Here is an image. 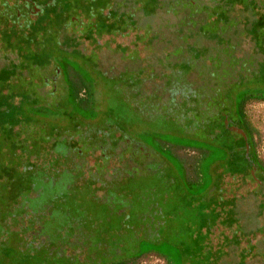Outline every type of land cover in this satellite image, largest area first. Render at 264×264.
<instances>
[{"label":"rangeland","instance_id":"1","mask_svg":"<svg viewBox=\"0 0 264 264\" xmlns=\"http://www.w3.org/2000/svg\"><path fill=\"white\" fill-rule=\"evenodd\" d=\"M1 70L0 264H38V246L45 264H97L52 236L65 221L40 204L119 203L122 189L131 202L112 205L123 228L108 236L153 239L132 264H264L250 133L226 120L210 144L195 138L215 118L208 97L247 86L264 162V0H0ZM51 177L61 187L46 195Z\"/></svg>","mask_w":264,"mask_h":264},{"label":"trees","instance_id":"2","mask_svg":"<svg viewBox=\"0 0 264 264\" xmlns=\"http://www.w3.org/2000/svg\"><path fill=\"white\" fill-rule=\"evenodd\" d=\"M4 70L0 71V74H3ZM225 80V79H224ZM1 82H5L7 81V78L4 79V81L1 79ZM226 84L230 83L227 80L224 81ZM233 83H236V81H233ZM4 84V83H2ZM241 84L239 86V88H236L234 92H227V93H223L221 90H217V92L215 94H212L210 97H208L207 102L210 105V108H214L215 109V118L214 119H202L200 120L201 122V126L202 124L204 125L202 127V129L205 127V131H200L201 134L198 135L195 138H201L202 140H206L207 143H211V138L208 134V127L214 131L217 132L218 131V125L220 124L222 126V128L225 131H231L230 129H228L225 125V121H230L236 124L238 130H241L242 134L247 137V134L250 133L252 139H251V143H248V152L246 155H248L249 157V153L251 152V154H253L254 159L250 158V165L249 167H253L255 168L257 171H264V162L262 160H260L258 158V154H257V150H256V141L254 139V126L253 124L250 122V120L248 119L247 115H246V106L247 104L252 100V94L251 92H249L250 90L247 89V86H245L244 88L241 89ZM26 88V87H25ZM20 92H22L23 89H19ZM39 90V89H37ZM253 101V100H252ZM132 114V113H131ZM132 116H134V114H132ZM135 118V116L133 117ZM225 119V120H224ZM222 131V129L220 130ZM224 131V132H225ZM228 134V133H227ZM224 137L225 140H229V135H227ZM232 136H234L235 139H233V145L236 146L237 151L243 153L246 150V146L243 143V141L241 139H239L238 136H235L236 134H230ZM249 141V140H248ZM231 141L227 142L226 147L232 145ZM48 182H51L50 184L47 185V187L44 188L46 195L47 194H53L56 191L59 193V189L61 187V185L58 183H54V177H51V179H47ZM56 185V187L54 188V186ZM42 192L44 193L43 189ZM132 190L130 189H122V191L119 190V194L118 197L119 199H121V201L119 202L120 205H123V201H130L131 202V196H132ZM45 195V194H44ZM44 195H42V200L44 199ZM86 195V194H84ZM88 195V194H87ZM127 196V198H122L124 196ZM81 196V195H80ZM89 200V196H85ZM117 196H114V199L116 198V200H118ZM52 198V197H51ZM50 198V199H51ZM112 197L108 198V201H105L104 203L101 204H96L94 202H89V204L84 205L85 203L83 202H78V199L75 201V203H67L66 205H68L70 207V211H66L64 210V206L62 209H60V206H56V204H53L51 202L50 199L46 198V201H42L40 204V210L44 211V213L50 217V222L55 223L57 221H65V224H63L62 226H60L57 230H55V232H50L52 234V236H57L58 235V240H63L64 243H69L71 244L72 241L74 240L75 243L77 245H79V247H84L87 249V251L92 250L93 253H88V255L92 254L93 257H91V255L89 257H87L88 261H92L95 260L94 255L97 253L99 255H101L100 257H105L104 259H98L96 262L97 264H132L133 261L137 260L139 257L149 253V252H153V250H151V244H148V241H152L153 239H147V238H141L139 240H133L134 237L128 238V241L132 243V247H124L122 248L124 245L122 240L119 239V237L117 236H108V234L113 233V231L115 229L116 230V234L120 232V229L123 228L121 227L119 221L116 222L118 220V217H121L122 215L119 214V211H114L115 209H113L114 205L119 204L118 202H114L111 200ZM81 199V198H80ZM128 199V200H127ZM92 200V198H91ZM83 201V200H82ZM90 201V200H89ZM52 203L53 206L50 204ZM55 205V206H54ZM113 205V206H112ZM86 208V212L85 210L83 211V208ZM87 209L89 211H87ZM93 209V211H92ZM120 209V208H117ZM146 209H149V205L146 207ZM49 211V212H47ZM68 212L70 214H68ZM90 213L89 217L87 219L83 218V216L86 213ZM137 212V211H136ZM116 213V214H115ZM114 214V217L112 218V215ZM136 216V215H135ZM139 216H142L141 214ZM130 218V216H129ZM49 219V218H48ZM140 219V217H138V220ZM144 220V218H143ZM40 222V220H39ZM46 221L41 220V225H39V230H43V226L45 225ZM119 223V224H118ZM67 224L70 226H67ZM74 224V225H72ZM118 225L119 228L116 226ZM72 226H74L75 228H73ZM64 227V228H63ZM72 227V228H71ZM73 229V230H70ZM95 230V231H94ZM41 233V232H40ZM50 236V235H48ZM51 237V236H50ZM170 237V236H169ZM52 238V237H51ZM91 238H94L93 240ZM108 239L109 241L107 243L105 242V240ZM104 240V241H103ZM57 242V241H56ZM166 245L165 243H161L158 245V247L160 246H164ZM106 247L108 246L109 250L111 249V251L109 252H101L99 247ZM120 246L121 251L118 252V248ZM92 248V249H91ZM98 248V249H97ZM37 249V254H36V261H38V264H45V260H43V258L45 259V257L43 256V253L41 252V248L36 247ZM103 251V249H101ZM35 252V253H36ZM157 254V253H156ZM159 255V254H157ZM161 256V255H160ZM164 257V256H163ZM166 258V257H165ZM76 259L79 260V257H77ZM75 260V259H74ZM73 260V261H74ZM77 262V261H75ZM82 262V260H79V263ZM74 263V262H72ZM71 263V264H72ZM62 264H67V263H62ZM69 264V263H68Z\"/></svg>","mask_w":264,"mask_h":264},{"label":"flooded vegetation","instance_id":"3","mask_svg":"<svg viewBox=\"0 0 264 264\" xmlns=\"http://www.w3.org/2000/svg\"><path fill=\"white\" fill-rule=\"evenodd\" d=\"M31 5V3H29V4H27V6H30ZM19 9L21 8V7H18ZM22 9H24V8H22ZM225 120V119H224ZM228 126L230 127V125L228 124ZM231 130V129H230ZM250 168V170H252L253 172L254 171H257L255 168H253V167H249ZM259 171V170H258ZM255 173V172H254Z\"/></svg>","mask_w":264,"mask_h":264},{"label":"water","instance_id":"4","mask_svg":"<svg viewBox=\"0 0 264 264\" xmlns=\"http://www.w3.org/2000/svg\"><path fill=\"white\" fill-rule=\"evenodd\" d=\"M232 129L235 130V131H237V132L242 133L241 130H238V129H236V128H232Z\"/></svg>","mask_w":264,"mask_h":264}]
</instances>
